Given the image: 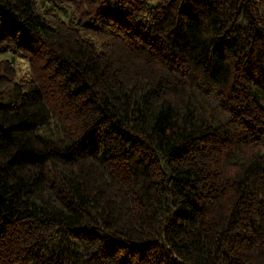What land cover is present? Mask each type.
I'll list each match as a JSON object with an SVG mask.
<instances>
[{
  "label": "trees",
  "instance_id": "16d2710c",
  "mask_svg": "<svg viewBox=\"0 0 264 264\" xmlns=\"http://www.w3.org/2000/svg\"><path fill=\"white\" fill-rule=\"evenodd\" d=\"M0 264H264V0H0Z\"/></svg>",
  "mask_w": 264,
  "mask_h": 264
},
{
  "label": "rangeland",
  "instance_id": "374dc122",
  "mask_svg": "<svg viewBox=\"0 0 264 264\" xmlns=\"http://www.w3.org/2000/svg\"><path fill=\"white\" fill-rule=\"evenodd\" d=\"M8 58V57H11L9 56L8 54H5L4 55V58ZM15 66H18V75H23L25 74L28 70H29V65L27 64L26 61L22 60V59H16L15 60Z\"/></svg>",
  "mask_w": 264,
  "mask_h": 264
}]
</instances>
